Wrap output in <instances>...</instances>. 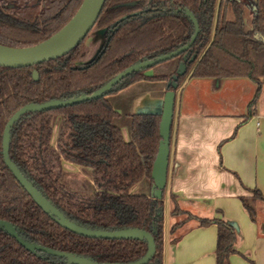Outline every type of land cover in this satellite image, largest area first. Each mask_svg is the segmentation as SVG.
<instances>
[{
	"label": "trees",
	"instance_id": "1",
	"mask_svg": "<svg viewBox=\"0 0 264 264\" xmlns=\"http://www.w3.org/2000/svg\"><path fill=\"white\" fill-rule=\"evenodd\" d=\"M82 1L0 0V45L23 48L45 41L68 23ZM184 9L194 15L200 32L190 49L175 59L179 63L184 54L188 59L194 57L178 78L177 89L187 77L246 78L256 85L248 105L251 112L264 79V0H104L93 28L103 32V46L89 63L78 64L83 41L64 57L40 65L0 67V220L16 226L31 242L100 263H127L146 253L143 241L86 238L56 224L5 166L2 133L10 117L27 104L90 95L131 65L188 43L193 25ZM33 70L38 74L37 81L32 78ZM144 73L124 79L109 95L139 81L170 78L147 77ZM54 115L63 117L56 148L50 145ZM117 117L106 96L26 113L11 128L9 158L69 220L92 229L137 228L150 233L155 253L147 264H163V197L156 200L130 194L143 178L153 184L151 170L161 140L160 115H132L129 142L122 137ZM62 160L91 170L96 189L93 195L75 193L60 182ZM257 200L264 203L257 190H252L250 199H241L252 221ZM170 215L185 216L171 228V234L185 221L194 220L198 227L216 225V264H228L235 254L236 234L231 225L222 219L196 218L179 210L175 203ZM0 264L65 262L46 254H32L0 230Z\"/></svg>",
	"mask_w": 264,
	"mask_h": 264
},
{
	"label": "crops",
	"instance_id": "2",
	"mask_svg": "<svg viewBox=\"0 0 264 264\" xmlns=\"http://www.w3.org/2000/svg\"><path fill=\"white\" fill-rule=\"evenodd\" d=\"M177 65L174 60L159 76L173 74ZM145 75L154 76L149 71ZM165 85L163 81H139L108 96L126 142L130 141L132 115L161 113ZM255 91L256 85L246 78L189 77L175 91L162 195L163 205L165 199L171 203L167 228L163 215V264H216V225L198 227L194 220L185 221L171 234V228L185 217L170 215L174 203L196 218L222 219L234 228L235 254L228 264H264V203L254 202L252 221L241 202L252 197V190L264 198V79L250 112ZM62 122L58 115L51 119L54 148ZM61 168L60 182L66 188L88 196L95 192L89 169L65 160ZM151 186L143 178L130 194L150 196Z\"/></svg>",
	"mask_w": 264,
	"mask_h": 264
},
{
	"label": "water",
	"instance_id": "3",
	"mask_svg": "<svg viewBox=\"0 0 264 264\" xmlns=\"http://www.w3.org/2000/svg\"><path fill=\"white\" fill-rule=\"evenodd\" d=\"M104 0H83L74 16L55 34L45 41L23 48H13L0 45V67L17 69L40 65L51 60L64 57L69 52L77 48L94 28L101 13ZM180 11V10H179ZM184 15L193 25V33L188 43L178 49L161 54L153 59H145L137 62L123 70L90 95H77L67 99H52L43 103H30L16 111L7 121L2 134V157L7 169L14 176L19 185L30 196L34 203L56 224L73 234L104 240H138L147 245L146 253L139 259L127 263H100L90 257L77 255L68 252H60L48 247L31 242L19 234L18 228L13 224L0 220V230L12 237L26 251L32 254H46L57 258H62L65 264H147L155 253V243L152 235L137 228H122L115 230L92 229L79 225L64 216V214L49 201L31 181H29L9 158L10 131L18 119L29 112H43L59 108L73 106L79 103L97 100L109 95V93L129 76L151 69L152 67L166 61L178 58L188 51L199 35V25L194 15L187 9L183 10ZM264 43V39H262ZM194 61V57L188 59L187 54L182 56V61L178 63L175 71L171 74L166 84V93L163 97L162 109L159 122L160 142L157 154L152 165L151 197L160 200L166 186L170 131L174 112L175 91L177 90V80L186 72V63ZM34 81L38 80L36 70L32 71Z\"/></svg>",
	"mask_w": 264,
	"mask_h": 264
},
{
	"label": "rangeland",
	"instance_id": "4",
	"mask_svg": "<svg viewBox=\"0 0 264 264\" xmlns=\"http://www.w3.org/2000/svg\"><path fill=\"white\" fill-rule=\"evenodd\" d=\"M102 46H103L102 32L93 29L90 32V34L88 35L87 39L83 43V46L81 48V55H80V58L78 60V63L79 64H85V63H88L91 60H93L94 57L101 50ZM174 60L175 59L170 60V61H166V62H162V63L152 67L148 71L150 74H152L154 76H158V75L164 73V70L167 68V66H169ZM176 97H177V99H176V108H177L179 97H180L179 92H177ZM170 205H171V203L167 199H165L164 205L162 208V216L164 215V217H165V227L166 228L169 226L168 211H169ZM183 218L185 219V217H183Z\"/></svg>",
	"mask_w": 264,
	"mask_h": 264
},
{
	"label": "flooded vegetation",
	"instance_id": "5",
	"mask_svg": "<svg viewBox=\"0 0 264 264\" xmlns=\"http://www.w3.org/2000/svg\"><path fill=\"white\" fill-rule=\"evenodd\" d=\"M93 30V29H92ZM91 30V31H92ZM90 34V33H89ZM88 34V35H89ZM102 34H103V32H102ZM88 35H87V37H88ZM87 37L85 38V40L87 39ZM84 40V41H85ZM89 63V62H88ZM79 64V63H78ZM82 65V64H81ZM148 70H146L145 71V73L147 72ZM145 73H144V75H145ZM146 76V75H145ZM159 76V75H158ZM168 76H171V75H168ZM147 77H153V76H147ZM170 79V78H169ZM169 79L168 80H166V81H163L165 84H167V82L169 81ZM178 81V80H177ZM131 86V85H130ZM166 86V85H165ZM123 90V89H122ZM121 91V90H120ZM118 93V92H117ZM116 94V93H115ZM112 95H114V94H112ZM108 96H110V95H107L106 97L108 98ZM55 116V115H54ZM58 116H60V115H58ZM62 117V116H61ZM63 118V117H62ZM19 120V119H18ZM63 123V122H62ZM6 125V124H5ZM51 127V126H50ZM61 129V128H60ZM60 132V131H59ZM3 134V133H2ZM59 135V134H58ZM10 136H11V131H10ZM58 138V137H57ZM51 139V138H50ZM11 140V139H10ZM10 145V144H9ZM51 145V144H50ZM56 146H57V141H56ZM54 148V147H53ZM56 148V147H55ZM1 151H2V143H1ZM86 168V167H85ZM88 169V168H87ZM90 170V169H89ZM91 171V170H90ZM95 191H96V189H95ZM76 193V192H75ZM79 194V193H78ZM83 195V194H82ZM93 195V194H92ZM86 196H88V195H86ZM91 196V195H90ZM19 234H20V232H19ZM21 236V235H20Z\"/></svg>",
	"mask_w": 264,
	"mask_h": 264
}]
</instances>
